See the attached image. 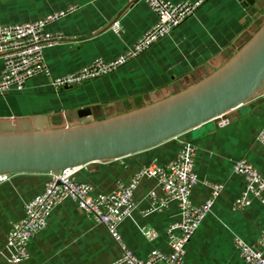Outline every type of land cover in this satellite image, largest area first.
I'll list each match as a JSON object with an SVG mask.
<instances>
[{
  "label": "crops",
  "instance_id": "obj_1",
  "mask_svg": "<svg viewBox=\"0 0 264 264\" xmlns=\"http://www.w3.org/2000/svg\"><path fill=\"white\" fill-rule=\"evenodd\" d=\"M72 6V12L47 25V30L64 35L44 50L53 76L73 72L95 58L114 59L157 21L144 0H0V25L34 21ZM262 22L253 20L239 0H204L169 35L109 74L59 90L50 77L37 75L23 90L0 94V117L48 113L56 125H62L79 120L78 111L83 109H91L98 118L124 112L209 74ZM263 128L261 95L217 124L209 122L143 153L75 168V177L92 184L94 193L108 192L152 162L170 163L183 143L193 142L198 147L194 165L198 183L192 201L201 204L210 197L206 181L222 184L223 190L188 242L186 263L248 264L234 238L256 244L264 233V204L252 198L246 208H232L244 189V179L234 172L233 163L246 158L264 176V145L257 140ZM50 178L51 173H18L0 181V264H115L122 255L120 245L105 225L70 198L53 208L47 227L29 241L27 259L7 260L4 247L12 223L23 217L25 204L44 191ZM152 189L162 194L156 178L142 177L135 190L136 207L119 225L125 244L141 258L154 249L170 252L168 228L181 219L173 201L165 209L144 212L151 207ZM146 230H154L156 236L149 238Z\"/></svg>",
  "mask_w": 264,
  "mask_h": 264
},
{
  "label": "built area",
  "instance_id": "obj_2",
  "mask_svg": "<svg viewBox=\"0 0 264 264\" xmlns=\"http://www.w3.org/2000/svg\"><path fill=\"white\" fill-rule=\"evenodd\" d=\"M144 1L155 12L157 21L132 46L112 60L95 58L89 64L61 76L51 74L45 61L44 50L60 42L64 35L47 30V25L72 12L74 6L34 21L0 25V94L10 90H23L28 80L37 75L50 77L53 88L59 90L109 74L136 58L159 39L169 35L185 18L193 14L204 0ZM117 28L116 23V30ZM257 140L264 145V128L257 134ZM197 149L193 142H185L170 163L159 165L152 162L137 171L129 181H118L108 192L94 193L92 184L79 181L75 177V169L51 173L44 191L29 200L24 206L23 217L12 223L4 247L7 260L19 263L27 259L29 241L47 227L53 208L70 198L77 202L82 212L105 225L120 245L122 255L115 264H187V244L201 222L212 211L217 197L223 190L222 184L206 181L211 189L210 197L201 204L192 201V190L198 183L194 167ZM233 170L243 177L244 189L241 196L233 201L232 208H246L251 204L252 198H257L264 204L263 174L246 158L235 160ZM144 176L156 178L157 186L162 192L159 194L157 189L149 192L151 207L144 212L148 214L154 210L165 209L173 201L179 206L181 219L168 228L170 252L154 249L147 257L141 258L127 247L119 225L135 209V190ZM5 178L6 175H0V181ZM175 230L180 233L176 234ZM145 234L149 238L156 236L154 230H146ZM234 242L241 257L248 264H264V233L255 245L248 244L239 237H235Z\"/></svg>",
  "mask_w": 264,
  "mask_h": 264
},
{
  "label": "water",
  "instance_id": "obj_3",
  "mask_svg": "<svg viewBox=\"0 0 264 264\" xmlns=\"http://www.w3.org/2000/svg\"><path fill=\"white\" fill-rule=\"evenodd\" d=\"M239 1L262 24L191 85L109 116L79 110V120L62 125L48 113L0 117V175L57 173L143 153L264 95V0Z\"/></svg>",
  "mask_w": 264,
  "mask_h": 264
},
{
  "label": "trees",
  "instance_id": "obj_4",
  "mask_svg": "<svg viewBox=\"0 0 264 264\" xmlns=\"http://www.w3.org/2000/svg\"><path fill=\"white\" fill-rule=\"evenodd\" d=\"M261 24H262V23H261ZM261 24H260V25H261Z\"/></svg>",
  "mask_w": 264,
  "mask_h": 264
}]
</instances>
